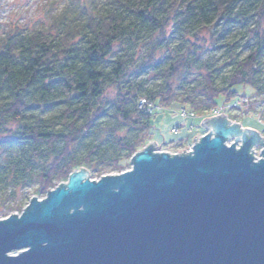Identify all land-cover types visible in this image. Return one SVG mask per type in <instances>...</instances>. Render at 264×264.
<instances>
[{
  "label": "trees",
  "instance_id": "obj_1",
  "mask_svg": "<svg viewBox=\"0 0 264 264\" xmlns=\"http://www.w3.org/2000/svg\"><path fill=\"white\" fill-rule=\"evenodd\" d=\"M201 37L225 51L227 72L200 63ZM147 42L140 67L153 69L165 89L142 91L128 79ZM160 50L168 52L162 60ZM263 56L264 0H72L38 29L1 34L0 144L11 154L0 163V195L15 200L19 188L32 186L48 193L82 168L101 176L93 156L124 171L151 136L153 116L148 106L140 109L143 100L199 116L226 110L247 88L264 94ZM197 66L205 76L180 99L171 81ZM111 88L116 97L109 101ZM102 120L114 127L108 142L117 154L101 151ZM125 128L132 137H119ZM83 145L89 153L81 162L75 151Z\"/></svg>",
  "mask_w": 264,
  "mask_h": 264
},
{
  "label": "water",
  "instance_id": "obj_2",
  "mask_svg": "<svg viewBox=\"0 0 264 264\" xmlns=\"http://www.w3.org/2000/svg\"><path fill=\"white\" fill-rule=\"evenodd\" d=\"M202 125L192 153L153 143L1 219L0 264H264V136L227 115Z\"/></svg>",
  "mask_w": 264,
  "mask_h": 264
},
{
  "label": "rangeland",
  "instance_id": "obj_3",
  "mask_svg": "<svg viewBox=\"0 0 264 264\" xmlns=\"http://www.w3.org/2000/svg\"><path fill=\"white\" fill-rule=\"evenodd\" d=\"M70 1L72 0H0V35L15 28H20L24 31L38 29L41 25L47 23L52 15H57L64 5ZM168 34H173V31L169 30ZM150 46L151 44L149 42L145 43L143 46H138V48L141 49L139 51L140 57L135 68H132L130 77L128 78L129 81L139 85L142 91L154 87L165 89L168 85L160 79L153 69L140 67L143 65L142 56L148 54ZM196 46L199 49L200 63L209 61L212 63L213 68L218 69L222 73L227 72L228 63L224 62L225 58L223 56L225 51L215 52L208 37H201V40L196 42ZM115 50L117 52L120 51L119 47H116ZM167 54L168 52L166 50H160L156 58L162 60ZM205 74V70L202 67H193L190 73H183L178 78L171 81L172 91H174L180 99H183L184 97L182 94L189 91L186 90L188 85L196 81H202ZM260 82L261 86L264 87V56L260 71ZM245 92V97L236 99L228 104L226 110L218 109L204 116L192 113L181 108L179 105L168 106L166 104H154L152 108V127L150 129L151 136H149L148 143L144 145L140 152L147 149V147L153 143H157L158 147L155 149V152L159 150L173 153L185 152L192 147L190 146L191 142L194 144L200 137L208 134L207 131H203L204 128L202 123L204 120L225 115H227L233 123H241L244 129L250 128L253 130H260L264 135V94H258L252 88L245 89ZM115 97V89H109L107 92L109 101H112ZM182 112H188V115L192 113L194 116L183 118L181 115ZM101 123V140L104 141L102 147L103 149L105 148V150H101L103 151L102 153L105 155H109L108 153H111V155L119 153L116 149V145H112L111 142H108L112 140V135L114 134H112L114 127L111 129L112 124L110 120H102ZM119 134V137H132L133 135L127 128L123 129ZM0 140L2 139L0 138ZM101 140H96V143L99 141L101 143ZM84 146L86 145L79 147L75 151V155L81 162H83L84 158L89 153ZM10 154L11 152L7 150L4 145L0 144V163H5ZM92 167L95 169L99 168V170L102 171L101 176L93 175L87 168L84 169L89 172V180L98 181L106 176L118 175L126 172L132 168V164L131 166H126L123 169L124 171L121 170L120 172V170L115 169L114 164H109L107 160H100L98 156H93ZM81 170H83V168L77 171L79 172ZM67 182L58 181L56 187L52 190ZM36 187L37 186L19 188L15 192V200L6 199L7 197L0 195V220L6 219L14 214L21 215L30 201L34 198L39 200L45 199L50 191L39 195L36 193Z\"/></svg>",
  "mask_w": 264,
  "mask_h": 264
},
{
  "label": "built area",
  "instance_id": "obj_4",
  "mask_svg": "<svg viewBox=\"0 0 264 264\" xmlns=\"http://www.w3.org/2000/svg\"><path fill=\"white\" fill-rule=\"evenodd\" d=\"M148 106V110H149V113H151L152 114V108H153V105H148V102L146 101V100H143L142 102H141V106H140V109H144L145 107H147ZM188 113V112H187ZM186 112H182L181 113V115L183 116V118H187V117H192V116H194L192 113H189L190 115H188ZM158 148V147H157ZM162 149V148H161ZM192 147L189 149V150H187V151H185V152H182V153H180V152H171L173 155H180V154H184V153H186V152H189V153H192ZM157 152H164V151H162V150H159V151H157ZM166 152V151H165ZM169 152V151H168Z\"/></svg>",
  "mask_w": 264,
  "mask_h": 264
},
{
  "label": "bare ground",
  "instance_id": "obj_5",
  "mask_svg": "<svg viewBox=\"0 0 264 264\" xmlns=\"http://www.w3.org/2000/svg\"><path fill=\"white\" fill-rule=\"evenodd\" d=\"M264 136V135H263ZM204 137V136H203ZM203 137H200L199 139L203 138ZM195 142H198V140H196ZM157 144V143H156Z\"/></svg>",
  "mask_w": 264,
  "mask_h": 264
}]
</instances>
